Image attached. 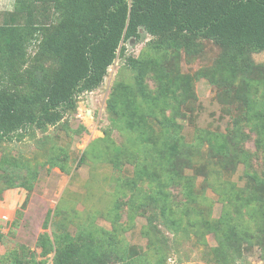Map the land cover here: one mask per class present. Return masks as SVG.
Here are the masks:
<instances>
[{
	"label": "trees",
	"instance_id": "16d2710c",
	"mask_svg": "<svg viewBox=\"0 0 264 264\" xmlns=\"http://www.w3.org/2000/svg\"><path fill=\"white\" fill-rule=\"evenodd\" d=\"M12 1L13 11L4 13L0 24V142L61 124L65 114L75 112L81 94L101 85L118 54L125 56L124 43L150 39L138 57L124 59L132 83L117 78L106 102L113 127L128 138L121 145H106L104 156L112 167L132 171L131 177L117 179L129 195L113 202V230L81 227L72 233L56 207L37 237L40 252L19 245L2 255L0 264H46L50 256L51 264H142L143 252L117 239L120 209L133 211L140 197L144 211L158 208L165 229L176 232L181 220L171 205V189L180 191L181 206L189 210L197 203V177H204L202 188L217 191L220 186L210 178L232 175L238 165L244 185L227 182L223 189L224 207L232 205L236 216L226 209L219 218L200 221V227L214 235V252L223 259L238 257L243 242L250 246L255 239L263 245L258 233L264 228V64H256L252 54L264 51V0ZM207 42L217 47L211 63L192 75L182 73L181 61L201 59ZM200 79L215 88V100L229 122L224 132L200 131L187 143L182 122L195 110L194 83ZM250 140L253 152L245 148ZM5 159H0V192L25 190L24 208L36 171L29 164L7 168L15 160ZM65 159L51 154L47 163L67 173ZM190 164L193 174H183ZM243 209L256 222V234L241 220ZM152 214L145 234L148 248L157 252L155 264H162L155 243H164L165 237ZM2 238L0 233V243Z\"/></svg>",
	"mask_w": 264,
	"mask_h": 264
},
{
	"label": "rangeland",
	"instance_id": "374dc122",
	"mask_svg": "<svg viewBox=\"0 0 264 264\" xmlns=\"http://www.w3.org/2000/svg\"><path fill=\"white\" fill-rule=\"evenodd\" d=\"M4 19V11L0 9V24ZM149 39V36H145L144 42L131 40L124 43L125 56L118 54L101 85L91 92L81 94L75 112L65 114L61 124L49 127L45 133L36 131L21 140L0 142V159L5 157L8 162L15 160L7 164V168L12 167L11 165L29 164L36 171L26 207L21 206L27 196L25 190L17 188V194L14 191L9 195L6 194L8 190L0 192V233L3 235L0 257L19 245L39 253L40 249L36 247L37 237L44 232L43 222L50 218L51 211L56 207L61 210L59 218L72 233L81 227L94 229L98 233L113 230V202L117 199L125 201L129 195L118 187L117 179L131 177L132 171L130 166H123L121 170L112 167L104 156L106 145H121L128 138L127 134H120L113 127L106 102L117 78L122 77L125 83H132V72L125 68L124 59L127 56L138 57L143 44ZM216 53L217 47L213 43H205L204 56L196 58L191 64L181 61V72L192 75L197 69L209 65ZM252 59L256 64H264V51L252 54ZM147 82L151 87L152 81ZM194 91L197 97L195 110L188 122H182L181 134L187 143H193L200 131L205 134L224 132L229 122L215 100L216 90L213 86L200 79L194 83ZM245 148L253 152V141H248ZM86 150L84 160L79 164V159ZM51 154L66 157L67 173L47 163ZM187 166L183 167V174H193L192 164ZM260 166L258 164V169ZM242 173L243 166L238 165L232 175H213L210 180L220 186L217 191L216 187L208 185L205 189L202 188L204 177H197V203L189 205V210L186 206H181L183 198L180 191L172 188L171 205L174 209H179L177 216L181 220L176 232L165 229L158 208L147 206L144 211L141 207L143 199L138 197L133 211H128L125 206L120 209L117 239L122 245L136 247L143 252L145 259L142 264H155L158 255L155 248H148V237L145 234L150 228L147 217L153 213L152 221L165 237L164 243L153 239L161 247L159 252L162 264H264V228L258 233L263 245H259L255 239L251 240L250 246L243 242L238 257L232 258L229 255L223 259L214 252L218 247L214 235L206 233L200 227V221L219 218L226 209L233 217L236 216L232 205L224 207L223 189L228 185L227 182L241 188L244 185ZM2 186L0 183V188ZM240 216L248 230L256 234L257 224L250 214L243 209ZM46 264H51V256Z\"/></svg>",
	"mask_w": 264,
	"mask_h": 264
},
{
	"label": "crops",
	"instance_id": "0c3cea01",
	"mask_svg": "<svg viewBox=\"0 0 264 264\" xmlns=\"http://www.w3.org/2000/svg\"><path fill=\"white\" fill-rule=\"evenodd\" d=\"M0 9L4 11V13H11L14 9L13 1L12 0H0ZM15 190H18V189L8 190L6 194L9 195L10 193H14ZM15 193L17 194L18 192L15 191Z\"/></svg>",
	"mask_w": 264,
	"mask_h": 264
}]
</instances>
